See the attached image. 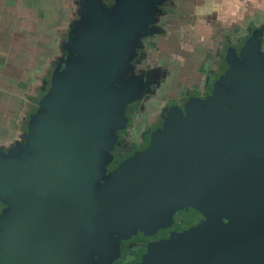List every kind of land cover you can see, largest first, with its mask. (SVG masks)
Returning <instances> with one entry per match:
<instances>
[{
	"label": "water",
	"instance_id": "1",
	"mask_svg": "<svg viewBox=\"0 0 264 264\" xmlns=\"http://www.w3.org/2000/svg\"><path fill=\"white\" fill-rule=\"evenodd\" d=\"M158 2L83 0L70 55L51 74L24 142L0 150V264H82L111 230L167 220L188 205L203 223L153 247L147 264H264L258 48L231 56L209 100L169 112L149 148L96 189L99 153L122 121L110 111L139 96L128 61Z\"/></svg>",
	"mask_w": 264,
	"mask_h": 264
},
{
	"label": "crops",
	"instance_id": "2",
	"mask_svg": "<svg viewBox=\"0 0 264 264\" xmlns=\"http://www.w3.org/2000/svg\"><path fill=\"white\" fill-rule=\"evenodd\" d=\"M103 1L106 6L116 2ZM177 4L180 10L174 13L175 19L190 29L179 27V36L173 37L172 30L164 27L172 26V18L168 21L167 16L161 31L168 37L162 39L166 46L161 49L165 60L170 58L173 63V55L181 62L182 74L186 73L185 61L192 59L183 52L190 49V39L203 50H212L214 57L223 46L231 55L249 48L264 54V0H177ZM84 13L83 0H0V150L24 142L51 74L60 72L70 55L67 37L76 32ZM225 35L236 37V43ZM236 45L240 46L237 54ZM195 52L198 56L199 49ZM201 76L200 72L194 78L200 80Z\"/></svg>",
	"mask_w": 264,
	"mask_h": 264
},
{
	"label": "flooded vegetation",
	"instance_id": "3",
	"mask_svg": "<svg viewBox=\"0 0 264 264\" xmlns=\"http://www.w3.org/2000/svg\"><path fill=\"white\" fill-rule=\"evenodd\" d=\"M178 8L177 0H159L152 8L153 20L149 25L148 33L141 36L139 41L135 43L134 54L128 61V65L129 72L134 73L130 77L140 80V92L138 98L110 111L111 115L117 117L119 115L122 121L114 127L113 142L105 145L99 153L97 165L100 173L96 180V189L99 192L109 187L112 181L111 176L118 168L149 148L153 136L162 130L169 112L174 111V109L183 112L189 103L206 102L213 96V85L223 75L228 67L229 58L233 56V54L231 55L233 52L227 51L226 46H223L220 51L216 52V59L212 62L213 67L209 66L201 71L200 80L191 76L183 77V66L179 61H175L172 66H169L170 62H166L164 51L160 47H156L160 60L158 64L151 61L149 56L145 58L144 51H150L153 46L159 45L161 36L166 34H162L161 31L164 19L168 16V21H171L170 18L174 21V13L180 10ZM239 48L240 46L236 45V51H234L236 54ZM178 54L181 53L178 51ZM163 59L165 62L162 61ZM172 77L174 78L172 79ZM181 77L183 78L181 79ZM170 81H173V84H170ZM158 89L159 91L163 90L167 98L163 116L149 127L143 138L141 137V141L129 146L121 139L125 120L121 114L130 117L134 112L142 109L143 101L155 96V91L157 92ZM109 158H112L113 162L105 171V162ZM4 207L1 205L0 209H4ZM256 215H260L258 211H256ZM203 221L204 217L201 211L192 205H188L174 209L167 220L144 225L132 224L128 228L111 230L110 239H107L104 245L91 246L83 252L82 264H147V257H149L153 247L163 246L167 242L177 239L182 234L202 224Z\"/></svg>",
	"mask_w": 264,
	"mask_h": 264
},
{
	"label": "rangeland",
	"instance_id": "4",
	"mask_svg": "<svg viewBox=\"0 0 264 264\" xmlns=\"http://www.w3.org/2000/svg\"><path fill=\"white\" fill-rule=\"evenodd\" d=\"M182 20H184V18ZM167 24H168V22H167ZM188 26H187V28L181 27L180 19L177 18L172 22V26L170 24H168V25H165L164 27L170 28L172 30V33L171 32L170 33L173 37H178L179 35L176 34V31L178 30V28L181 27L183 30L189 31L190 27H188ZM166 34H167V32H166ZM166 34L161 36V38H160L161 42H159V45L153 46L152 50H150V51H148V50L144 51L145 52V58H147L149 56L151 61H155L158 64V61H160V60L158 59L159 54H158L156 47H160L164 50L163 47L166 46V44H165L166 42H163L162 39H164V36L168 37V35H166ZM186 35H188V34H186ZM225 37H228L230 42L236 43V39H237L236 37H231V39L229 38L228 35H225ZM214 39H216L215 36H214ZM173 40H175V38ZM187 46H190L189 47L190 49L188 51L184 50L183 52H184V54L190 56L192 59L190 61H188V60L185 61V64H187V65L184 66L183 72L184 73L186 72V73L183 74V77H186V74H189V75L194 77L196 75H199V73L204 68H208L209 66H211L215 57H214V55H212V52H211L212 50H209V51L206 49L203 50V48H201L200 46L194 45L191 42V39L189 40V44ZM197 49H199V52H198L199 55L198 56L195 54L196 53L195 50H197ZM171 56H172V62L173 63H175V61L176 62L179 61L177 59L175 60L173 55H171ZM169 59L166 58L167 62H170ZM162 61L165 62L164 59ZM173 63H171V65ZM133 75H134V73L132 71L127 73V77H129V78H130V76H133ZM173 78L174 77H172V79ZM170 84H173V81H170ZM154 95L155 96L151 97L150 99H145L143 101V105H142L143 108L139 109L137 112H134L130 117L126 116L125 114L123 115V118L125 120L123 123L124 132H123V135L121 136V139H122V141L128 143L129 146H132V144H135V143L141 141L142 140L141 137L143 138V136L145 135V132L149 129V127L154 125L158 119H161V117L163 116V114L166 110L165 104L167 103V98L165 97V92L163 90L159 91V89H158L157 92L155 91ZM128 121H129V124H127ZM112 162H113L112 158L111 159L109 158L105 162V171L108 170V166Z\"/></svg>",
	"mask_w": 264,
	"mask_h": 264
}]
</instances>
